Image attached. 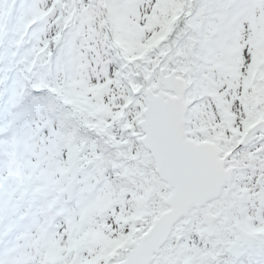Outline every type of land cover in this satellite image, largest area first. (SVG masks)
Segmentation results:
<instances>
[{
  "label": "snow or ice",
  "instance_id": "1",
  "mask_svg": "<svg viewBox=\"0 0 264 264\" xmlns=\"http://www.w3.org/2000/svg\"><path fill=\"white\" fill-rule=\"evenodd\" d=\"M0 264H264V0H0Z\"/></svg>",
  "mask_w": 264,
  "mask_h": 264
}]
</instances>
